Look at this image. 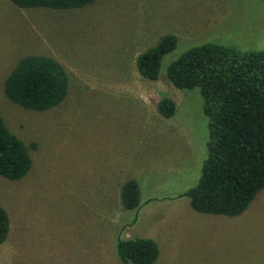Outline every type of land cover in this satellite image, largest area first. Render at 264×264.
Here are the masks:
<instances>
[{"label":"rangeland","instance_id":"obj_1","mask_svg":"<svg viewBox=\"0 0 264 264\" xmlns=\"http://www.w3.org/2000/svg\"><path fill=\"white\" fill-rule=\"evenodd\" d=\"M178 37L158 79L138 55L165 34ZM218 42L264 48V0H96L84 7H20L0 0V113L29 146L20 179L0 175L10 231L0 264H121L119 236L153 238L152 264H264V189L241 214L195 210L181 195L201 176L209 117L198 87L178 88L168 65L188 48ZM28 54L57 58L69 74L65 99L25 108L4 91ZM167 96L176 112L158 102ZM136 179L141 204L121 200Z\"/></svg>","mask_w":264,"mask_h":264},{"label":"trees","instance_id":"obj_2","mask_svg":"<svg viewBox=\"0 0 264 264\" xmlns=\"http://www.w3.org/2000/svg\"><path fill=\"white\" fill-rule=\"evenodd\" d=\"M20 7L69 9L96 0H11ZM178 44L173 33L141 52L136 60L140 73L158 79L162 59ZM166 79L178 88L198 87L209 117L208 155L197 183L181 195L204 213L235 216L243 213L264 189V48L241 50L218 42L192 46L167 67ZM69 74L64 65L47 54L22 57L5 79L6 96L35 110L61 103L67 94ZM159 112L167 117L176 112L173 99L163 96ZM32 166L30 146L10 130L0 113V175L20 179ZM128 209L141 204V188L128 179L121 189ZM10 218L0 204V244L8 237ZM121 264H152L159 254L150 237L119 236L116 246Z\"/></svg>","mask_w":264,"mask_h":264}]
</instances>
